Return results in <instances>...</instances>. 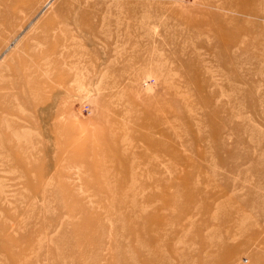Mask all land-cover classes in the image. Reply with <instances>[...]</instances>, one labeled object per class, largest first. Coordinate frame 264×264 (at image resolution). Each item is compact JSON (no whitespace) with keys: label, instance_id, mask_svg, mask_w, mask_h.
<instances>
[{"label":"rangeland","instance_id":"1","mask_svg":"<svg viewBox=\"0 0 264 264\" xmlns=\"http://www.w3.org/2000/svg\"><path fill=\"white\" fill-rule=\"evenodd\" d=\"M0 264H264V0H0Z\"/></svg>","mask_w":264,"mask_h":264}]
</instances>
